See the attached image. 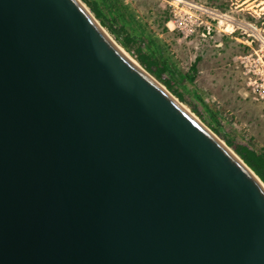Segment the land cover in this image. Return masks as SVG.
<instances>
[{"label": "water", "instance_id": "obj_1", "mask_svg": "<svg viewBox=\"0 0 264 264\" xmlns=\"http://www.w3.org/2000/svg\"><path fill=\"white\" fill-rule=\"evenodd\" d=\"M121 50L0 0V264H264V183Z\"/></svg>", "mask_w": 264, "mask_h": 264}, {"label": "rangeland", "instance_id": "obj_2", "mask_svg": "<svg viewBox=\"0 0 264 264\" xmlns=\"http://www.w3.org/2000/svg\"><path fill=\"white\" fill-rule=\"evenodd\" d=\"M124 1L137 16L129 19L126 30L139 37L144 28L143 42H159L176 73H164L163 79H172L184 101L157 81L205 125L215 119L213 126L222 129L217 136L233 152L236 146L264 148V99L248 85L251 78L264 86V0H180L187 7L179 0ZM175 20L184 29L176 28ZM168 21H173L169 27ZM188 74L192 81L189 76L180 78Z\"/></svg>", "mask_w": 264, "mask_h": 264}, {"label": "trees", "instance_id": "obj_3", "mask_svg": "<svg viewBox=\"0 0 264 264\" xmlns=\"http://www.w3.org/2000/svg\"><path fill=\"white\" fill-rule=\"evenodd\" d=\"M81 1L90 9L99 23L114 36L120 46L137 60L143 69L159 82L163 83L181 101H184L183 95L180 94L172 83V79H163L164 73L169 72L171 76H174L176 73L170 68L168 58L164 57L162 46L160 47L159 42L151 38L148 43L143 42L140 39V35L144 36L147 34L144 28H140L142 31H139V37L131 36L126 30V26L131 24L130 20H135L137 16L132 13L130 6L124 0ZM132 15L134 16L132 17ZM116 23L123 24V26L120 25L117 27L115 25ZM191 70L195 71V66H192ZM188 76L192 81L193 76L191 77L190 74L180 75V78L183 79ZM211 119L213 123L207 122L208 126L216 134H221L222 129L220 127H214L213 124H217V122L215 119ZM227 143L228 145H233L230 140H227ZM235 151L243 162L264 183V148L257 150L248 146H236Z\"/></svg>", "mask_w": 264, "mask_h": 264}, {"label": "built area", "instance_id": "obj_4", "mask_svg": "<svg viewBox=\"0 0 264 264\" xmlns=\"http://www.w3.org/2000/svg\"><path fill=\"white\" fill-rule=\"evenodd\" d=\"M179 4H181V5H183V6H186V4L184 3V2H182V1H180L179 0V2H178ZM187 7V6H186ZM173 21H168L167 22V26L169 27V24H171ZM174 24H175V26H176V28L177 27H181V28H183V23L181 22V23H179L177 20H175L174 22H173ZM184 29V28H183ZM182 31V30H181ZM182 33L184 34V32L182 31ZM250 79V82H249V86H251L252 87V93L254 94V95H256V97H257V95H258V97L260 98V99H264V86L262 85H257V84H254V83H257L256 81L255 82H253L252 81V79L251 78H249Z\"/></svg>", "mask_w": 264, "mask_h": 264}, {"label": "bare ground", "instance_id": "obj_5", "mask_svg": "<svg viewBox=\"0 0 264 264\" xmlns=\"http://www.w3.org/2000/svg\"><path fill=\"white\" fill-rule=\"evenodd\" d=\"M110 37V36H109ZM111 38V37H110ZM112 39V38H111ZM114 41V40H113ZM122 51V50H121ZM127 57H129L131 60H133L132 59V57L128 54V53H126V52H124V51H122ZM134 61V60H133ZM182 105V104H181ZM183 107H184V105H182ZM186 109V108H185ZM188 110V109H187ZM189 111V110H188ZM190 112V111H189ZM196 117V116H195ZM221 140V139H220ZM222 141V140H221ZM223 142V141H222ZM224 143V142H223Z\"/></svg>", "mask_w": 264, "mask_h": 264}]
</instances>
